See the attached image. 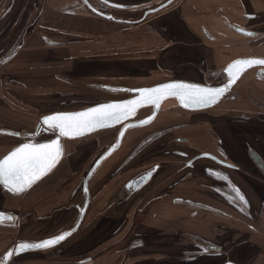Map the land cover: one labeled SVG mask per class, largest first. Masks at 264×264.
Masks as SVG:
<instances>
[{
    "label": "rangeland",
    "instance_id": "rangeland-1",
    "mask_svg": "<svg viewBox=\"0 0 264 264\" xmlns=\"http://www.w3.org/2000/svg\"><path fill=\"white\" fill-rule=\"evenodd\" d=\"M79 1L80 3L82 2L81 0ZM97 1L99 2V0ZM118 1H121L119 5H122V7L114 8L115 6L114 4H111V0H108V3H105L108 5L98 4L94 7L98 10L107 9L106 13H110L118 19L136 20L141 17L142 13L145 10L152 9L167 0ZM176 1L177 0H175L170 5V7ZM74 3L75 2H69L68 0H64L63 4L61 0H0V6L3 5L2 9H6L8 12L10 11L8 13V22H11L8 27L4 28L3 24H1L0 26V106L2 108V106L6 105L5 103H7L14 111L23 114V116H29L24 117V120L29 119L31 121V123H29L30 125H28V127H25V122H21L19 121V119L6 114L1 109L2 111L0 112L2 119H4L6 123L16 125L17 128H23V130L26 129L33 133L40 118L44 115L55 112L77 111L101 102L123 100L131 96V93L107 91L106 89H104L103 85L137 88L152 86L167 82L169 80L172 81L179 79H186L190 81L195 80L199 82L211 83L214 85L224 83V77H222L221 75L218 76V74L219 72H221V69L225 68V65L228 64V61L230 59L222 56V62L218 64L217 67H214L215 69L211 68L212 70L207 67L208 64L206 62H203L201 54L197 56L199 62L198 60H194L196 57H193L191 53L186 57L189 62L173 61L172 58L175 57L173 53H167L166 51L159 52L156 51V49L152 46L144 47L142 45L143 43H140V38L138 37H142L140 32L143 31H141V28H139L143 23L142 22L139 24L116 23V25H121L122 27L119 28L121 31V38L119 40H112L110 41V43H103L102 45L97 44V51L93 50L94 45L89 46L91 51H88L84 45L76 46V51L73 50L74 48L71 50L68 49V47H71L72 44H68L66 47L62 46L63 43H60V45L57 44L58 46L54 45L55 48L53 50H56V52H54L55 61H53V63L50 62L51 64H49V66H51L52 68L48 70H41V72L32 70L27 74H21V79L16 81L19 84L16 85L13 81V79L15 78V74H10V70L15 66V64L17 62H20V60L29 59L30 61H33V66L35 69H37V64L41 62L46 63L45 61H43V59H47V51L40 44V46L36 45L34 50H30V47L26 46L22 51V54L21 52H19L17 55L16 53L21 50L22 46L26 45L27 41L25 39L26 36H22L23 38L18 37L15 40V44L12 46V28L15 26V24H21V26L23 27L22 29L27 28L28 32H30L37 23L38 17L41 15L40 11L45 6H49L51 10L64 9L66 11H69L72 8L71 5H73ZM126 5H129L128 8H124V6ZM82 6L85 7L83 3ZM109 6H112V8L109 9ZM15 9H20V12L15 14ZM4 15L5 14H2L1 17H4ZM92 15L96 16L98 19H95L91 23L86 24L82 22L84 20H77V18L74 17V23L76 26L74 24L73 26H70L68 22L63 19V13L56 14L55 12H45L43 14V17L39 21L37 30L39 31V33H42L46 37H55V40L58 41H63L64 39L57 37H68L67 40H64V43L71 42L72 40H78L76 38L81 39L83 35H89L93 37L94 34L91 28L93 29V31H97L94 27H99L97 22H101L102 20H100V18H104L99 17L94 13H92ZM155 15L151 14L148 17L151 18ZM53 17L55 20L52 19ZM4 19L5 18H3L2 21ZM146 20H148V18ZM108 23L109 24L106 25L104 23L101 26V29H103L104 26L107 28H111L113 23ZM91 25H93L94 27H91ZM50 26L54 30H49L51 28ZM78 27H83V30L81 29L79 31ZM86 28L89 29L91 33H84ZM130 31H134V37L132 36L133 38L130 37V35H132L130 34ZM21 38L22 43H20ZM260 40L261 39L257 41ZM261 43L264 44V41H262ZM184 48H186L188 52L195 51L197 53V51H200L206 53V48L200 45H193L192 48ZM262 49L264 50V46L258 48L259 51H262ZM255 53L259 54L260 52L250 51L249 53H246V55ZM14 56H17L18 58L21 56L22 57L17 60L11 61ZM233 56H237V54ZM7 60L10 63L4 66L8 62ZM89 60H106V62H102L104 65L103 68L101 67L97 69L94 68L97 66L95 62L88 63ZM192 60L196 62V64H194V62H191ZM117 62L119 63L118 65ZM182 64H185L184 67H182ZM91 66L93 70L91 72H88V69ZM203 67H206V69ZM53 68L55 72H53ZM62 68L63 70H61ZM81 69L84 70L80 72L79 70ZM69 70H74L77 72L72 73ZM192 70L196 71L194 72ZM197 70H199V72ZM258 71L259 70L255 69L246 72L238 82V84H240L239 86L242 85V87H244L245 83L251 80H253L254 83H259L258 81L264 80L257 77ZM183 72L189 73L184 75L182 74ZM211 73L214 74V77L212 78ZM20 86L21 88H19ZM4 87H6V90L4 89ZM236 87L237 85L229 92V94L231 95H226L222 99V101L215 107L197 112H184L182 114L181 109H179L176 105L177 102L173 99H168L163 103L162 108L159 111V114L153 124L147 125L145 127L129 129L124 136L120 148L116 150L109 158H107L96 170V172L90 179L88 186L91 183L94 191L93 193H95V191L96 193L99 192L100 189L105 190H103V195L99 194V199H97L99 204L97 203V205L93 206L92 210L90 211L91 216L94 213H97L99 208L100 210L102 209L101 213L105 211V208L107 207L104 206L105 204L107 205V203H109V205H112L110 200V198L112 199V197H109L111 194L109 188L112 189V187H114L115 185L120 187L121 184H123L129 177L138 175L154 164L161 165V171L159 174H157L158 177H156V175V178L154 177L152 182L147 187L139 191L136 196H133L129 199L127 198V203L122 210V214L124 215H118L116 219L117 222H115L111 226L114 229L109 227V231L106 232V237H104L102 240V242L104 243L101 246L102 251L95 254L96 256L101 257L99 258V260L103 261V264H116V259L114 258L115 255L111 253H115L118 251H116L113 246L111 247L112 240H108V238H110L109 235L115 229L124 226L123 221L127 214L135 212V210L140 211L142 213L138 218L139 220L149 212L152 204L157 203L158 199H164L166 197H169L171 194V198L172 196H187L186 190H177L176 192L171 189L173 188V186H168V184L164 183V181L167 180L166 178L171 175L170 171H174L171 170L172 167L170 169H167L165 166H163L165 165L164 161L175 160V157H170L171 152L166 151L180 147H175L176 145L174 144H170V146H164L162 145L163 140L157 139L149 143L146 147L140 149L136 154L135 151H137V147L145 139L144 137L147 134L162 127L179 126L177 127L178 129L176 131L170 133L165 138L170 139L177 136L195 137L196 132L201 133L200 129L197 128L198 125H204L203 130L205 128L208 129V125L213 122V120H215V123L216 125H218V127H220L221 129H228L227 134L230 133L232 136L238 134L246 135L248 136L247 139L251 140V137L249 135L253 132V125L264 121V105H262L260 102L261 100H264V97L263 99H261L262 96L256 93L258 100L256 101L255 98H253L254 102L251 104V106L248 105L242 108V103H240L239 101L232 102L233 98L231 96L232 93L237 90L235 89ZM238 94L240 95L239 91ZM150 113V108H143L139 110L131 120H140ZM193 125H197L195 127V131H193L192 129ZM120 128L121 125L105 130H99L82 138L63 140V155L58 166L56 167V170L53 169V172H51L53 173V175L58 177L56 178L58 183L57 188H63V192H65V194H61L60 198H55L52 203H48L47 205H50L49 208H46L45 206L30 213L18 212L19 217H17V219L18 222L19 220L22 222V225H20L19 222L16 230L15 228L8 227V229H11L9 231L11 232V234H8V237L10 238L7 239V244L5 245L4 249L0 250V258L11 246H14L16 244L17 240H40L74 227L79 216L78 207L81 208L85 200V195H83L82 193L83 179L95 160L99 157V155L116 140V136ZM227 134L224 135L221 133L222 136H227V143L228 145H230L231 150H236L234 152H236L237 154L240 153V155H242L243 152L239 150L237 145L231 142L232 140L229 141V137ZM54 136L55 133L51 132L46 135H38L37 137H34L33 140H48L53 138ZM19 141H26V137L22 139L18 138V140H16V142ZM261 141L262 144H264V139H261ZM16 142H14L12 146L17 144ZM187 145L190 146L191 144ZM7 149L9 150V148L3 149L0 152V155ZM131 155L133 157H131ZM175 168L177 169L178 166H174V169ZM49 181H52V179H48L44 183H47ZM40 184L43 185L42 182ZM243 184L245 185L244 182ZM54 195H52L51 197H53ZM95 201L96 199L93 201V204L95 203ZM53 202H55L54 205ZM168 205H171V203L166 202L165 204L164 202H162L159 208H169ZM186 206H189V204L187 203ZM110 212L112 211H110L108 207L106 213L108 214ZM96 225H98L97 229H95ZM107 225L111 224H108L104 221L101 223L98 222V224L96 222L93 223L90 221L87 215L85 219L83 218L81 226L77 228L76 231L63 243L57 246L59 248L56 247L51 250H44L40 252L32 251L22 256L11 258L8 264H46L48 262V259L50 261L55 260V262L59 264H65L64 262L68 261L65 258L71 255L76 256V254H84L85 249H89L90 243L88 242L80 245V250L76 251V253L68 251V247L73 246L78 241H83L84 239L85 241L90 240V238H85L87 235H90L89 233H92L91 236L94 235L96 237L100 230L107 229ZM200 225L203 226L202 223H199V226ZM128 226V232H132V223L128 224ZM241 228L246 231L245 227ZM125 229L128 228L126 227ZM205 229H209L211 230V232L214 231L211 227H205ZM123 236H126V234ZM251 236L252 235H250L249 237ZM118 239V241L122 240V235L119 236ZM183 248H185V245L183 246ZM121 251L122 250H120V252ZM223 251L225 253L224 255H226L227 258H232L234 256L233 251H228V249ZM122 253L123 254H119L120 260L126 258V253ZM104 256L105 258H103ZM184 256L185 255H176L175 257L183 258ZM155 258L160 259L164 257L159 256ZM200 260L203 261L204 259L200 258ZM222 260L223 258L220 260V262ZM218 262L219 260L216 261V263ZM124 264H126V262Z\"/></svg>",
    "mask_w": 264,
    "mask_h": 264
},
{
    "label": "crops",
    "instance_id": "crops-1",
    "mask_svg": "<svg viewBox=\"0 0 264 264\" xmlns=\"http://www.w3.org/2000/svg\"><path fill=\"white\" fill-rule=\"evenodd\" d=\"M63 1L64 0H61L62 4H63ZM68 1L75 2L73 5H71L72 8L69 11H66L64 9L51 10L49 6L48 7L45 6L44 8H42L41 15L38 17L37 23L32 28V30L29 32V34L26 35L25 37L27 41L26 45L22 46L21 50H19L16 54L18 55L19 52H21L22 54V51L24 50L26 46H29L30 50H34L36 45L40 46L41 44V46L45 48L47 51L46 52L47 59L46 60L43 59V61H45L46 63L41 62L37 64L38 67L37 69H35L33 66V61H30L29 59L20 60V62L16 61L17 63L14 62L16 64L10 70V74L12 73L15 74L14 76L15 78L13 79V81L16 85L19 84L16 81L21 79V76H22L21 74H27L28 72L32 70L41 72V70H48L52 68L51 66H49V64H51L50 62L53 63V61H55L54 52H56V50H53L55 48L54 45H57V44L60 45V43L61 44L63 43L62 46L66 47L68 44H72V46L68 47V49L71 50L74 48L73 50L75 51H76L75 48L78 45H81V46L84 45L88 51H91L89 46L94 45L93 50L97 51L98 50L96 48L97 44L102 45L103 43H110V41L112 40H119L121 38L120 37L121 31L119 29L121 25H116V22L115 23L112 22L113 25L111 28H107L104 26L103 29H101V26L104 23L106 25V24H109L108 22H110L109 20H105L101 18H100V20H102L101 22L98 23L96 21L99 27L96 28L93 25H91V27L93 26L97 30V31H93V29L91 28L94 34L93 37L89 35H86V36L83 35L81 39L76 38L78 40H72L71 42L64 43V40H67L68 37H65V36L57 37V38L64 39L63 41H58V40H55V37L50 38V37H46L42 33H39V31L37 30V27L39 26V21L43 17V14L45 12H48V13L55 12L56 14L63 13L64 15L63 19H65L66 22H68L70 26H73V24L75 25L74 17H76L77 20H84L82 22L86 24L91 23L95 19H98L96 16L92 15V13L88 11L84 6H82V2L80 3L79 0H68ZM89 1L93 6L98 5V4L108 5V4H105L103 0H99V2L97 0H93V1L89 0ZM120 2L121 1H118V0H113V1L111 0V4H114V5H119ZM12 4H13V1H12ZM128 6L129 5H126L124 6V8H128ZM109 7H110L109 9L112 8V6H109ZM2 8H3V5L0 6V26L1 24H3L5 28V27H8L11 23V22H8V13L10 11L8 12L6 9H2ZM114 8H117V7H114ZM19 12H20V9H15L14 11L15 14ZM2 14H5L4 17H1ZM3 18L5 19L2 21ZM52 19L55 20L54 17ZM20 27L23 28L22 26ZM78 28H79V31L81 29L83 30V27H78ZM139 28H141V31L143 32H140L142 37H138V38H140V43H143L142 45L144 47L152 46L153 48L156 49V51H159V52L166 51L167 53H173L175 55V57L172 58L173 61L189 62V60L186 59V57L189 56L190 53L193 57H196L194 60L197 61L198 60L197 56L201 54L202 55L201 58L203 62H206L208 64L207 67H209L210 70H212L211 68L217 67V65L222 62V59H221L222 56L230 59L228 61V64L237 58L251 57V56L264 58V50L263 49L262 51L258 50V48H261L264 46V44L261 43L262 41H264V0H177L171 7L170 6L167 7V9H165L161 13L146 20L144 23L140 25ZM235 28L250 31L252 33H255V35L253 37H250V36L238 34L234 31ZM49 30H54V29H52L51 27ZM133 32L130 31V34H132L130 35L131 38L134 37ZM84 33L89 34L91 32L89 29L86 28ZM257 34H259V36ZM22 38H21L20 43H22ZM259 39L261 40L257 41ZM12 40H13L12 44H15V39L12 38L11 41ZM95 40H96V43H95ZM193 45L195 46L200 45V46L205 47L206 53H203L200 51H197V53L195 51L188 52V50L184 48V47L192 48ZM250 51L260 52V53L246 55V53H249ZM235 54H237V56H233ZM19 58L17 56H14L11 59V61L17 60ZM191 62H194V61L192 60ZM9 63L10 62L8 61L4 66H6ZM194 64H196V62H194ZM182 65H183L182 67H184L185 64H182ZM227 65H225V67ZM94 68L99 69L98 66ZM203 68L206 69V67H203ZM61 70H63V68ZM83 70L84 69H81L79 71L81 72ZM92 70L93 69L91 66L89 67L88 72H91ZM199 70L197 71L199 72ZM192 71L195 72L196 70H192ZM53 72H55L54 68H53ZM71 72L73 73L77 71L72 70ZM16 73H20V74H16ZM187 73L189 72H183L182 74L186 75ZM200 74H203V73H200ZM181 81L190 82V80H186V79L181 80ZM258 82L259 83H254V81L251 80L249 82H246L244 87H242V85L239 86L240 84H238L237 87L235 88L240 92V95L238 94L237 90L234 92V95H236L235 102L239 101L240 103H242V108L248 105L251 106V104L254 102L253 98H255V100L257 101L258 100L257 94L262 96L261 99H263L264 80H261ZM103 86H110V85H103ZM111 87H117V86H111ZM19 88H21V86ZM4 89L6 90V87H4ZM260 102L262 105H264V100H261ZM5 104L6 105H3L2 108L0 106V111L3 110L6 114H9L19 119V121L21 122H25L26 123L25 127H28V125H30L29 123H31V121L29 119L24 120V117L28 115L23 116V114L16 112L12 108H10V105H8L7 103ZM255 125L258 127V129L260 127L263 128V133L260 134V136H264V123L259 122V123H256ZM0 129L9 130L14 133H20L22 136L20 139L24 137L27 138V135L32 134V132L26 129L23 130V128H17L16 125H11L10 123H6L5 120L2 119L1 112H0ZM42 134L44 133H41L40 135ZM196 134H199V132L198 133L196 132ZM16 140H18L17 137L0 134V152L5 148H9V150L7 149L5 152H3L0 155V158L3 157L6 153H8L14 147L24 142V141L16 142ZM45 140L46 139H43L42 141H45ZM14 142H16L17 144L12 146ZM63 147H64V142L62 141V148ZM56 167L54 168V170H56ZM52 172H50L47 176L41 179L38 183L33 185L27 192L19 196L11 195L10 193L4 191L3 188L0 186V211L10 214L12 215V217H14L13 222L0 223V250L4 249L5 245L7 244V239L10 238L8 237V234H11V232H9L11 229H8V227L15 228L16 230L19 222H20V225H22V222L20 220L18 222V219H17V217H19L18 216L19 213H30L32 211L39 210L45 206L46 208H49L50 205H47L48 203L50 202L52 203V201H54L55 198H60L61 194H65V192H63L64 191L63 188H60V187H59L60 189L57 188L58 183H57L56 178L58 177L53 175ZM48 179H52V181L44 183ZM41 182L43 183V185L40 184ZM113 189L114 187H112V189L109 188L110 192H112ZM103 190L105 189H100L99 192L96 193L95 191V193H93L94 191L91 186V183L89 184L90 203H89L88 210L84 216V219L88 215L90 221L93 223L96 222L98 224V222L101 223L104 221L111 225H107V229L100 230L96 237L94 235H93L94 237L91 236L92 233H89L90 235H87L85 238L86 239L90 238V240L85 241L84 239L83 241H78L73 246H70L67 248L68 251H72L76 253V251L80 250L79 249L80 245H82L83 243L89 242L90 243L89 249L88 248L85 249L84 254H76L78 256L79 255L86 256L80 259V261L84 262L85 264L87 263L103 264V261L99 260V258L101 257L96 256L95 254H97V252L102 251L101 246L104 244L102 240L104 237H106V232L109 231V227L112 228L111 227L112 224L117 222L116 216L113 213H111L110 215L109 214L107 215L106 210L108 208L106 207L107 206L106 204L104 205L106 207L105 211L101 213L102 209L100 210L99 208L97 213H94L92 216L90 215V211L92 210L93 206L97 205L98 203L97 199H99V196H100L99 194L103 195V192H104ZM173 190L176 192L177 190H186L187 196L180 195L179 198H182V201L176 200L178 196L176 197L172 196L171 198L172 194L169 197H166L164 199H158L157 203L152 204L149 212L145 216H143V218L139 220L136 218L137 210H135V212H131L130 214H127L125 216V219L123 221L124 226H121V228L115 229L109 235L110 238H108V240L109 239L112 240L111 247L113 246L116 249V251H118L115 253L114 252L111 253L115 255L114 258L116 259V264H124L125 262L126 264H198L199 258H197L198 256L196 254L198 251L195 249L196 246L193 244L192 238L200 237V235H202L208 241L213 240V238L216 236V232L219 231V229L214 228L213 226L217 224L219 225L221 224V225H224V228H225V226L228 225L227 222L229 221L230 223V220L228 219L226 220L224 216L220 215L219 213H216V212H213L212 214L206 213L202 218L203 228H202V233H200L199 222H200L201 216L199 215V213L198 214L196 213L193 207L186 206L187 200H191L194 198L192 197V191H190V189H188L187 186L185 185L176 186L175 188H173ZM82 193L83 195H85L83 190H82ZM52 195L54 196L51 197ZM95 199L96 201L93 204V201ZM162 202H164L165 204L166 202H169L171 203V205H168L169 208L165 207L164 209H161L159 207ZM84 203H85V200H84ZM54 204L55 202H53V205ZM81 208L78 207V211ZM192 214L194 216H192ZM131 223H132L133 231L128 232L129 230L128 224H131ZM97 226L98 225L95 226V229H97ZM126 227L128 229H125ZM205 227L207 228L211 227L215 232L214 231L211 232V230L205 229ZM224 228H223V231H224ZM178 229L183 230L184 234L178 232ZM64 231H67V230H64ZM58 234H55V235H58ZM125 234L126 236H123ZM121 235L123 239L118 241L119 240L118 238ZM53 236H50V237H53ZM185 236H187V238ZM50 237H46V238H50ZM46 238H43V239H46ZM43 239H40V240L21 239V240H17L16 243L18 242L35 243ZM258 242L264 245L263 239H261V241L259 240ZM60 244L52 248H48L44 250H51L53 248H56ZM182 245H185V248H183ZM44 250H41V251H44ZM120 250L122 251L120 252ZM122 252L126 253V258L120 260L119 254H123ZM27 253H24V254H27ZM24 254H21L18 256H22ZM176 255H185V256L183 258H176L175 257ZM71 256H75V255H71ZM159 256H162L164 258H160V259L155 258ZM103 258H105V256ZM49 261L50 260L48 259V262L46 264H59L55 262V260L54 261L52 260L50 262ZM64 263L65 264H75V262L70 261V260L65 261Z\"/></svg>",
    "mask_w": 264,
    "mask_h": 264
},
{
    "label": "flooded vegetation",
    "instance_id": "flooded-vegetation-1",
    "mask_svg": "<svg viewBox=\"0 0 264 264\" xmlns=\"http://www.w3.org/2000/svg\"><path fill=\"white\" fill-rule=\"evenodd\" d=\"M20 26L21 24H15L12 28L11 34L15 40L18 37L29 34L27 28L22 29ZM13 45L14 44H12V46ZM223 70L224 68L221 69L218 76L221 75L226 81ZM212 77H214L213 73H211V78ZM257 77L264 79V76L260 74V70L257 72ZM190 82L210 86L220 85L195 80ZM126 88L135 89L136 87ZM226 95H224L223 98ZM231 97L234 98L232 102H235L236 95H234V92ZM222 99L216 105H218ZM176 105L181 109L182 114L184 112H197L185 110L181 108L178 103ZM148 108H150L152 112V108ZM156 118L149 125L153 124ZM260 123H264V121ZM196 126L197 125L192 126L193 131H195ZM177 127L166 126L151 131L144 137L145 139L137 147V151L135 152L137 154L140 149L157 139H162V145L164 146H170V144L176 145L175 147L179 146L180 148L166 151L171 152L170 157H175V160L164 161L165 165L163 166L167 169L172 167L171 170H174L170 171L171 175L166 178L167 180H165L164 183L168 184V186H173V188L179 185H185L192 191L194 198L187 200L186 203L193 207L196 213H199L201 216L199 223H203L202 218L206 213L212 214L213 212L223 215L226 220H230V223L228 221V225H226L225 228L224 225L221 224L213 226L219 229L213 240L208 241L202 235L192 238L193 244L196 246L195 249L198 251L196 253L198 256L197 258H199V260L200 258L204 259L203 261H198V264H226L229 262L231 264H264V245L258 242L259 240L261 241V239L264 240V144H262L261 141V139H264V136H260V134L263 133V128L259 126L260 128L258 129L254 124L252 129L253 132L249 135L251 140H248V136L246 135L238 134L232 136L230 133L227 134V129H221L216 125L215 120H213V122L208 125V129L205 128L206 130H203L204 125H198L197 128L200 129L201 133L196 134L195 137L177 136L170 139L165 138L170 133L176 131L178 129ZM221 133L224 135L227 134L229 141L232 140L231 142L237 145L243 154H237L234 152L236 150L232 151L230 145L227 143V136H222ZM187 144L191 145L189 146ZM131 157L133 156L131 155ZM229 165H231V167H229ZM174 166H178V168L174 169ZM160 171L161 165L154 164L138 175L129 177L120 187L115 185L109 196L112 197V199L110 198L112 207L107 203V208L109 207L110 211H112L108 214H114L115 212L114 215L116 219L118 215L123 216L122 210L127 200L136 196L139 191L147 187ZM148 172L152 173L151 177L146 180L141 179ZM156 177H158V175ZM224 177H227V179H224ZM129 184H133V186L129 187ZM233 188L239 189L241 194L245 197L246 203L236 198ZM179 197L180 196H178L176 200L182 201V198ZM192 216L194 215L192 214ZM199 227V231L202 233L203 226L200 225ZM241 227H245L246 231ZM178 232L184 234V231L181 229H178ZM250 235L255 239L252 236L249 237ZM185 237L187 238V236ZM227 249L228 251L234 252L232 258H227L226 255H224L225 253L223 250ZM3 256L0 260L3 259ZM14 257L15 256L12 258ZM222 258L223 260L220 262ZM217 260H219L218 263H216Z\"/></svg>",
    "mask_w": 264,
    "mask_h": 264
},
{
    "label": "snow or ice",
    "instance_id": "snow-or-ice-1",
    "mask_svg": "<svg viewBox=\"0 0 264 264\" xmlns=\"http://www.w3.org/2000/svg\"><path fill=\"white\" fill-rule=\"evenodd\" d=\"M88 0H85L87 4ZM108 3V0H103ZM122 7V5H114ZM91 7V5H89ZM163 7V5H161ZM96 11L95 8L92 9ZM155 10V9H154ZM109 19H112L109 17ZM245 35L252 36L253 33L245 32L243 29H237ZM264 66V59L249 58L237 59L230 63L225 72L227 73V82L221 87H202L195 83H184L179 81L162 83L155 87L130 89L136 93L132 99H124L117 102L101 103L93 107H88L83 111L75 112H55L44 115L40 124L46 131L57 134V137L47 143H38L28 140L19 144L8 154L0 158V184L13 193H20L31 187L35 182L46 176L60 162L63 155V148L60 138H79L95 132L99 129L122 125L123 129L133 126H144L149 124L155 118L153 115L139 121L138 125L126 124L130 117L134 116L137 110L146 105H151L155 109L159 108L161 100L167 97H176L184 108H203L216 104L220 97L236 82L239 73L252 66ZM39 133H33L38 135ZM19 135V133H12ZM124 135V130L120 132L117 141ZM115 145L101 156L95 163L97 166L102 160L110 154ZM207 155V154H206ZM231 167V165H229ZM94 170V169H93ZM152 175L148 172L141 179H148ZM219 175V174H217ZM227 179V177H224ZM132 187L133 184H129ZM85 191L87 189L85 188ZM236 198L246 203L245 197L239 189L233 188ZM14 217L5 213H0V223L6 220H13ZM76 228L73 227L68 231L44 239L36 243L23 242L15 246L14 250L8 251L3 256V262L8 261L13 255L19 254L31 249H47L60 244L69 238ZM2 264V262H0ZM230 264V262H229Z\"/></svg>",
    "mask_w": 264,
    "mask_h": 264
},
{
    "label": "water",
    "instance_id": "water-1",
    "mask_svg": "<svg viewBox=\"0 0 264 264\" xmlns=\"http://www.w3.org/2000/svg\"><path fill=\"white\" fill-rule=\"evenodd\" d=\"M82 1V3L85 5V7H86V9L88 10V11H90V12H92V13H94L95 15H97V16H99V17H102V18H104V19H107V20H109V21H112V22H116V23H126V24H139V23H142V22H144L145 21V19L149 16V15H151V14H156V13H158V12H160V11H162V10H164L165 8H167V7H169L175 0H167V1H165L164 3H162V4H160V5H158V6H156V7H154V8H152V9H148V10H146V11H144V13L142 14V16L140 17V18H138V19H136V20H123V19H118V18H116V17H114L112 14H110V13H105V12H102V11H100V10H98V9H96L89 1L87 2V4L85 3V0H81ZM89 5H91V7H89ZM161 5H163V7H161ZM93 8H95L96 9V11H93L92 9ZM155 9V10H154ZM109 17H111L112 19H109ZM237 29H239V28H235L234 29V31L236 32V33H238V34H241V35H245L243 32H241V31H238ZM245 32H249V33H252V32H250V31H247V30H244ZM255 35V33H253V35L252 36H254ZM245 36H249V35H245ZM249 58H260V59H264V58H261V57H253V56H251V57H243V58H237V59H249ZM237 59H234L233 61H235V60H237ZM232 61V62H233ZM232 62H230V63H232ZM229 63V64H230ZM228 64V65H229ZM227 65V66H228ZM227 66L224 68V70H223V72H224V75H225V78H226V81L223 83V84H220V85H215V86H210V85H202V84H199V85H201L202 87H221V86H223L226 82H227V73L225 72V69L227 68ZM255 69H258V70H260V74L262 75V76H264V66H259V65H257V66H252V67H249V68H246L244 71H242L241 73H239V77H238V79L236 80V82L226 91V93L224 94V95H226V94H228L229 92H230V90L237 84V82L241 79V77L246 73V72H248V71H250V70H255ZM174 81H179V82H184V83H191V82H187V81H181V80H172V81H167V82H163V83H168V82H174ZM159 84H162V83H159ZM159 84H156V85H152V86H144V87H139V88H150V87H155V86H157V85H159ZM195 84H198V83H195ZM139 88H135V89H139ZM104 89H106L107 91H110V92H124V93H126V92H130V93H132V95L129 97V98H126V99H132V98H135L136 97V93H134V92H131V91H127V90H130L129 88H126V87H111V86H104ZM223 95V96H224ZM223 96L222 97H220L219 98V100H218V102L223 98ZM168 99H175L176 101H177V103L180 105V107L181 108H183V109H185V110H188V111H198V110H204V109H207V108H210V107H213V106H215L216 104H214V105H212V106H210V107H203V108H195V109H191V108H184L181 104H180V102H179V100L176 98V97H174V96H172V97H167V98H165V99H163V100H161V102H160V105H159V108L158 109H155L153 106H151V105H146V106H142V107H140L138 110H137V112L139 111V110H141V109H143V108H146V107H151L152 108V112H151V114L150 115H153V113L155 112V118L157 117V115H158V113H159V111H160V109H161V105H162V103L164 102V101H166V100H168ZM124 100V99H123ZM117 101H121V100H117ZM117 101H109V102H117ZM101 103H108V102H101ZM101 103H98V104H101ZM98 104H95V105H92V106H89V107H93V106H96V105H98ZM88 107H86V108H84V109H80V110H77V111H83V110H85V109H87ZM70 112H75V111H70ZM136 112V113H137ZM50 114H52V113H50ZM47 115H49V114H47ZM150 115H148V116H150ZM147 116V117H148ZM43 117V116H42ZM41 117V118H42ZM41 118H40V120H39V122H38V124L36 125V127H35V131L33 132V133H39L38 135H40L41 133H44V134H49V133H51L50 131H46L45 130V128L43 127V126H40L39 128L37 127L39 124H40V121H41ZM133 118V116L132 117H130L129 118V120L128 121H126L125 123L126 124H132V125H138L139 124V121L140 120H143V119H145V118H143V119H140V120H137V121H130L131 119ZM154 118V119H155ZM153 119V120H154ZM152 120V121H153ZM151 121V122H152ZM150 122V123H151ZM149 123V124H150ZM149 124H147V125H149ZM147 125H144V126H133V127H128L126 130L125 129H123V126L121 125V128H120V130H119V132H118V134H117V136H116V140L104 151V152H102L100 155H99V157L95 160V162L101 157V156H103L106 152H109V149H111L112 148V146L113 145H115V148L114 149H112V151L110 152V154L109 155H107L106 156V158L104 159V160H102L101 161V163L99 164V166H97L96 165V163L94 162L93 163V165L91 166V168L89 169V171L87 172V174H86V176L84 177V179H83V182H82V188H83V192H84V194H85V203H84V205H83V207L79 210L80 212H79V218H78V220H77V222H76V224L74 225V227L77 229V228H79L80 227V225H81V222H82V220H83V218H84V216H85V214H86V212H87V210H88V207H89V203H90V196H89V186H88V183H89V181H90V179L92 178V176L94 175V173L96 172V170L102 165V163L107 159V158H109L116 150H118L119 148H120V146H121V144H122V141H123V139H124V136L126 135V133H127V131L129 130V129H133V128H139V127H145V126H147ZM115 126H119V124L118 125H115ZM115 126H113V127H115ZM113 127H108V128H104V129H99V130H105V129H109V128H113ZM99 130H97V131H99ZM122 130H124V135H123V137L121 138V139H119V141H117V137L120 135V132L122 131ZM96 132V131H95ZM12 133H14V132H12V131H9V130H3V129H0V134H3V135H8V136H14V137H17V138H21L22 136H21V134L19 133V135H12ZM33 133L32 134H29V135H27V138H26V141H24V142H22V143H25V142H27L28 140H32L33 142H37V141H34L33 139H34V137H37L38 135H33ZM53 133V132H52ZM93 133V132H92ZM91 134V133H90ZM87 135H89V134H87ZM87 135H85V136H87ZM85 136H83V137H85ZM57 137V134L55 133V136L53 137V138H51V139H54V138H56ZM29 138V139H28ZM79 138H82V137H79ZM51 139H48V140H45V141H38V143H47V142H49ZM61 139V144H62V141L64 140V139H69V138H60ZM74 139H78V138H74ZM70 140V139H69ZM17 147V146H16ZM15 148V147H14ZM13 148V149H14ZM13 149H11L10 151H12ZM9 151V152H10ZM8 152V153H9ZM8 153H6V154H8ZM5 154V155H6ZM2 158V157H1ZM59 164V163H58ZM57 164V165H58ZM56 165V166H57ZM55 168V167H54ZM53 168V169H54ZM52 169V170H53ZM94 169V170H93ZM51 170V171H52ZM50 171V172H51ZM49 172V173H50ZM48 173V174H49ZM47 174V175H48ZM46 175V176H47ZM45 177V176H44ZM43 177V178H44ZM43 178H41V179H43ZM40 179V180H41ZM149 179V178H148ZM40 180H38L37 182H35L33 185H35L36 183H38ZM146 180V179H145ZM144 180V181H145ZM32 185V186H33ZM0 186L3 188V190L4 191H6V192H8V193H10L11 195H15V196H19V195H21V194H23V193H25V192H27L31 187H29V188H27L25 191H23V192H20V193H13V192H11V191H9L8 189H6L2 184H0ZM85 188L87 189V191H85ZM0 213H4V212H1L0 211ZM5 214H7V213H5ZM7 215H9V216H12V215H10V214H7ZM4 222H13V220H6V221H4ZM70 230V229H69ZM68 231V230H67ZM65 232V231H64ZM46 239H48V238H46ZM44 240V239H43ZM42 241V240H41ZM39 242V241H38ZM63 242V241H62ZM61 242V243H62ZM20 243H23V242H18V243H16L14 246H12L8 251H10V250H14V248H15V246L16 245H18V244H20ZM28 243V242H27ZM36 243V242H35ZM58 245V244H57ZM56 246V245H55ZM54 247V246H53ZM50 248H52V247H50ZM48 249V248H47ZM41 250H44V249H31V250H28V251H25V252H22V253H19V254H15L14 253V255L13 256H18V255H21V254H24V253H27V252H32V251H41ZM7 251V252H8ZM6 252V253H7ZM5 253V254H6ZM4 254V255H5ZM12 256V257H13ZM11 257V258H12ZM10 258V259H11ZM10 259L8 260V261H6V262H3V259L2 260H0V262H2V264H6V263H8L9 261H10ZM226 264H229V263H226ZM231 264V263H230Z\"/></svg>",
    "mask_w": 264,
    "mask_h": 264
},
{
    "label": "trees",
    "instance_id": "trees-1",
    "mask_svg": "<svg viewBox=\"0 0 264 264\" xmlns=\"http://www.w3.org/2000/svg\"><path fill=\"white\" fill-rule=\"evenodd\" d=\"M90 2V1H89ZM166 9V8H165ZM164 9V10H165ZM100 11H102V12H105L106 13V10H103V9H100ZM163 11V10H162ZM41 12V11H40ZM161 12V11H160ZM160 12H158V13H160ZM158 13H156V14H158ZM155 15V14H154ZM37 16H39V15H37ZM150 16V15H149ZM148 19H149V17H147ZM146 18V19H147ZM146 21V20H145ZM110 22H112V21H110ZM258 36H259V34H257ZM250 37H253V36H250ZM103 61H105L106 62V60H89V62L88 63H93V62H95V64L98 66V68H103L104 67V65H103ZM97 62H99V63H97ZM119 63L117 62V65H118ZM141 213L142 212H140V211H137L136 212V218L138 219L139 217H140V215H141ZM84 257H86L85 255H76V256H69V257H67V258H65L66 260H70V261H73V262H75V264H85L84 262H81L80 261V259H82V258H84ZM80 261V262H79ZM87 264H91V263H87Z\"/></svg>",
    "mask_w": 264,
    "mask_h": 264
},
{
    "label": "bare ground",
    "instance_id": "bare-ground-1",
    "mask_svg": "<svg viewBox=\"0 0 264 264\" xmlns=\"http://www.w3.org/2000/svg\"><path fill=\"white\" fill-rule=\"evenodd\" d=\"M242 77H243V76H242ZM242 77H241V78H242ZM240 80H241V79H240ZM240 80H239V81H240ZM239 81H238V82H239ZM238 82H237V84H236V85H238Z\"/></svg>",
    "mask_w": 264,
    "mask_h": 264
}]
</instances>
